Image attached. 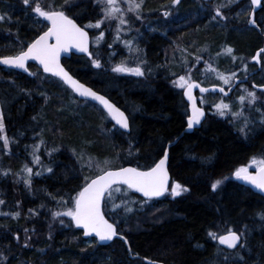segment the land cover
<instances>
[{
    "label": "trees",
    "instance_id": "trees-1",
    "mask_svg": "<svg viewBox=\"0 0 264 264\" xmlns=\"http://www.w3.org/2000/svg\"><path fill=\"white\" fill-rule=\"evenodd\" d=\"M52 2L41 0L45 7ZM54 3L58 7L64 0ZM249 9V0H239L221 9L226 19L213 20L208 11L197 17L198 8L183 2L180 14H185V27H177L174 21L173 30L164 24L155 27L157 32L139 27L136 33L137 26H131L130 33L117 39V21L113 20L98 29L104 36L96 46L97 31L85 28L91 36V55L72 54L62 63L78 80L125 111L130 120L128 132L116 128L97 105L80 100L34 63L28 64V75L0 67V111L10 140V154L0 165V200L5 201L0 213L9 214L0 215V253L7 257L0 264H149L146 259L163 264H264V220L260 218L264 197L231 178L253 157L264 158V102L259 99L252 106L242 132L245 120L237 121L226 110L219 115L217 109L212 110L215 100L211 98L203 105L198 101L205 113L200 127L179 136L188 104L172 80L183 68L174 67L179 52L167 54L172 44H178L195 53L199 50L203 61H210L220 72L244 77L254 71L241 83L254 90L253 84L264 83V54L260 71L249 57L264 44V11L260 8L256 13L259 33L247 25ZM0 14L9 18L0 21V57L16 55L47 27L40 17L41 25L37 23L35 13L22 0H0ZM67 14L82 27L101 17L95 0L71 1ZM125 41H131V46H125ZM225 47L233 53H225ZM134 53L144 75L111 71ZM93 59L101 62L100 68ZM195 80L204 83L199 76ZM238 90L230 97L219 96L232 100ZM175 138L169 147V188L178 182L188 191L147 203L142 194L129 192L136 201L133 211L124 214L121 210L115 220L130 251L120 239L99 245L85 238L71 218L53 217V212L72 206L89 173L91 157L109 160L114 168L149 167ZM33 155L40 157L39 163ZM25 166L33 169L31 185L25 183ZM5 170L8 175H3ZM215 180L222 184L213 192L210 185ZM15 212L20 213L18 218L11 215ZM106 218L113 222L110 212ZM229 230L243 232L246 247L227 250L208 235Z\"/></svg>",
    "mask_w": 264,
    "mask_h": 264
},
{
    "label": "snow or ice",
    "instance_id": "snow-or-ice-1",
    "mask_svg": "<svg viewBox=\"0 0 264 264\" xmlns=\"http://www.w3.org/2000/svg\"><path fill=\"white\" fill-rule=\"evenodd\" d=\"M95 2L100 8L102 14L101 17L94 23L90 22L84 27H81L77 24L75 19L67 14V12L71 10V0H64V3L58 7L55 6L54 0L52 3H49L47 7L42 5L41 0H22V3L27 8H30L31 12L35 13L36 17H42L48 22L47 30L43 31L42 34L37 35L35 39L27 44L26 49L22 48L15 56L0 57V64L24 69L26 71L27 61H38L39 64L43 66V71L45 73H50L55 77H59L80 97L91 98L92 100L99 102L111 119L114 120L120 128L127 130L130 129L129 117L104 95L99 94L92 88L87 87L80 81L74 79L60 63L61 53L66 52L73 47L80 52H89L88 32L85 28L100 29L102 24L106 21L111 23L115 20L117 21V39H119V33L123 31V26L127 25L128 29L131 30V22L126 17V12H132L135 14L136 19H140L144 0H126L128 5L126 10L117 6L118 0H95ZM180 3L181 0H171L172 5H179ZM235 3H237V0H226L225 3L216 6L214 8L215 15H213L212 19L216 20L217 17L226 19L221 9L231 7V5ZM250 5L252 6V11L248 12L249 23L259 27L254 18L255 8L261 7V10L264 11V5L261 4V0H250ZM164 15L168 16L169 13L166 11ZM237 15H239V13ZM6 19L9 18L0 14V21H5ZM103 36L104 32L100 31L97 39H102ZM125 43L130 47L132 42L125 41ZM223 51L229 55L233 53L231 47H225ZM261 54H264V48L260 49L252 59L259 62ZM89 55H91V53H89ZM217 55L220 54L217 53ZM232 58L233 60L236 59L235 56ZM200 59H202V57H197L198 61ZM92 63L97 68L101 67V62L97 59H93ZM205 64L209 71L216 72L217 78L222 80L224 84H230V82L236 77L235 72L230 75H225L213 69L211 64L207 61ZM244 68L246 70V64L244 65ZM112 71L116 73H132L137 76L144 75L143 70L139 66L131 68L124 62L114 66ZM173 83L181 89H185L184 95L192 101V115L189 116L187 120V127L191 129L194 125L199 124L201 118L204 116V111L196 106V101L192 94V89L199 87V85L196 82L191 81L190 77L186 78L184 75L179 76L178 80ZM256 87L264 90V85H253L254 89ZM207 91V88L200 87L201 93ZM224 91L223 88H220V92ZM245 92L246 96L241 95L238 98L240 103L244 104L245 100H247L249 106H255L259 100L256 91L245 89ZM215 107L221 116L225 115L224 110H230V105L223 101L215 105ZM242 112L243 110L239 113L232 114L233 116H240L242 115ZM262 116H264V113H262ZM247 123L248 121L245 119V126L240 129L242 132L245 131ZM4 127V115L3 112L0 111V140L3 141V147L8 149L10 140L6 134H3ZM129 154H131L130 150ZM79 158L83 160V156H80ZM33 159L37 163L40 162L39 156L33 155ZM168 159V151L165 149L162 158L149 167L121 166L114 168L106 161V166L99 170V174L94 177H83L84 183L76 196L72 198V206L66 207V210L63 212H53L52 215L54 218L61 216L71 218V221L75 223L77 228L83 229L85 237H91L94 235L95 238H98L99 242L111 241L119 235L118 221L115 220V217L120 214L121 210L124 214L133 211L132 205L135 204L136 201L130 198V191L142 194V196L146 198L143 201L144 203H147L153 198L162 197L169 191ZM252 164L256 167L254 173L250 172L247 166H243L235 170L234 176L260 190L261 193H264V158L257 159L253 157ZM91 166L92 165L89 164V167ZM24 171L28 174V179L25 180V183L31 185L33 169L25 166ZM48 171L51 172L52 169L48 168ZM3 175H8V171H3ZM36 175H40V173H36ZM221 184V180H215L210 185L211 190L215 192ZM185 191H188V189L178 182L171 187L172 196H179ZM117 200H119V203H117ZM4 203V200H0V205H3ZM29 211L32 210L30 209ZM109 212L113 217V222H109V219L106 218V215ZM0 215L9 214L0 213ZM11 215L14 218H18L20 213L15 212ZM260 218L261 220H264V213H260ZM61 223H64V221L61 220ZM27 232L28 230L25 229L26 234ZM208 235L211 239L218 240L219 244L226 245L229 249H237L238 245L240 248L246 247L247 242L244 238L243 232L238 233L237 231L229 230L226 235L217 236L215 232H209ZM15 239L19 241V235H16ZM125 242L127 241L125 240ZM25 246H27V243ZM239 258L240 260L244 259L243 256H240ZM0 259L6 260L7 257H4L3 253H0Z\"/></svg>",
    "mask_w": 264,
    "mask_h": 264
},
{
    "label": "rangeland",
    "instance_id": "rangeland-1",
    "mask_svg": "<svg viewBox=\"0 0 264 264\" xmlns=\"http://www.w3.org/2000/svg\"><path fill=\"white\" fill-rule=\"evenodd\" d=\"M71 1H75V0H71ZM237 1H239V0H237ZM183 2H185V5L186 4H192L198 8L199 15L197 17H199V18L202 17L204 15V11H208L211 18H212L213 15H215L214 8L220 4L225 3L226 0H181V3L179 5H172L171 0H156V3L155 2H149L148 0H144L142 10L140 13V16H141L140 19H136L135 14L132 12H126V17L130 20L132 27L137 26V29H134V30H136V33L138 32V30H140L139 27H141V29L144 28V29L153 31V30H156L155 29L156 26L164 25V24L169 25V28L173 30L174 21H177L179 23L177 25V27H185V20H186L185 14H180V9H181ZM249 4H250V1H249ZM117 6L123 8L125 10L128 7L126 0H118ZM166 11L169 13L168 16L164 15V13ZM221 11L223 13V10H221ZM248 12H250V9ZM100 14H101V12H100ZM34 18L36 21H39L37 23L39 25H41V21L38 17H36V15ZM40 18H42V17H40ZM247 20H248V16H247ZM150 23H152V26L150 25ZM155 23H157V25H155ZM123 27H124V29H123V31H121L119 33V35L121 34L122 36H125L126 33H128V32L130 33L132 31V30L128 29L127 25H125ZM91 29L94 31H97L95 34L94 41H93V45L96 46L98 43L101 42V39H99V40L97 39L99 37L100 31H98V29H96V28H91ZM172 30H171V32H172ZM183 32H184V29H183ZM125 46H127L126 43H125ZM174 51L179 52V55L177 58V64L174 67H177L179 69L183 68V69L180 71V73L177 76H175V78H173L172 83L174 81L178 80L179 76L184 75V76H186V78L190 77L191 81H197V80H195V78L199 76L201 81L204 82V83H201L203 86L219 84L220 86H223L224 88H228L230 85H232L233 80L230 82V84H224L222 80H219L217 78L216 72L209 71L207 69V66L205 64L206 61H203V59H200L199 61L197 60V57H201L199 54V50H197V52L195 53L194 51L186 49L184 46L181 47V46H178V44H175V45L172 44L171 47L169 48L167 54L169 53L172 55V53ZM253 55L251 57H249L250 62H251ZM189 57L192 58V60H189L188 59ZM137 59L138 58L134 53L124 63L128 67L135 68V67L139 66V63H140V61H137ZM202 61H203V65H201ZM207 62L211 64L210 61H207ZM133 63H138V65L133 64ZM240 65L241 64H239V67H240ZM112 68H111V71H112ZM212 68L218 71L216 66H214V67L212 66ZM218 72H220V71H218ZM114 73H116V72H114ZM220 73H223V72H220ZM116 74L134 75L132 73H116ZM223 74L230 75L231 73H228V74L223 73ZM240 78H242V77H240ZM173 85H176V84L173 83ZM248 86L249 85H244V84H240L239 86H237L236 88L239 90L236 91V94L234 95V98H232V100H225L224 98L220 97L218 94H215V93L199 94V95H197V99L202 105L206 104L210 98L215 100V103L212 106V110L215 112L217 111L216 110L217 108L215 107V105H217V104L221 103V101H223L224 103H227L230 105V110H226L227 112H229L228 114L233 115L232 113H239L243 110L242 115L234 116V117H236L237 121H239V119L245 120V119H248V117H250L252 106L248 105L247 100H245L244 104H241L238 98L241 95H245V93H246L245 89L246 88H244V87H248ZM182 90H184V89H182ZM254 90L260 91L263 93L262 95H260V96L257 95V96L259 97V99H261V101L264 102V92L257 89V88H255ZM200 108L203 110L202 107H200ZM3 134H5V132ZM9 150H10V147L8 149H5L3 147V141L0 140V165L2 163H4L6 155L9 156V154H10ZM257 159H260V158H257ZM7 161L11 162V160H9V159ZM106 161L111 164V161H109V160H105V161L104 160H97L95 157H91L89 164H91L92 166L89 167V164H88L87 169H89V173L87 176H92L93 174H96V175L99 174V170L106 166V164H105ZM23 162H24V164L30 163L26 160H24ZM32 162H34L33 159H32ZM246 166L249 168L250 172L252 170L256 169L255 165L252 164V160ZM91 169H92V171H91ZM231 178L236 179V177L234 176V173L231 175ZM166 196L173 197L171 195V188H169V191L166 194ZM65 210L66 209L61 210V212L65 211Z\"/></svg>",
    "mask_w": 264,
    "mask_h": 264
},
{
    "label": "water",
    "instance_id": "water-1",
    "mask_svg": "<svg viewBox=\"0 0 264 264\" xmlns=\"http://www.w3.org/2000/svg\"><path fill=\"white\" fill-rule=\"evenodd\" d=\"M250 1V0H249ZM262 2H263V0H261V4H262ZM250 11H252V6L250 5ZM260 8L261 7H256L255 8V15H254V18L256 19V13L260 10ZM46 22V24H47V27H48V22L47 21H45ZM78 24V23H77ZM79 25V24H78ZM247 25L249 26V27H251V28H254L257 32H259V33H261V29H260V26L259 27H257V26H254V25H252L251 23H249V15H248V20H247ZM257 25H258V23H257ZM81 26V25H80ZM82 27V26H81ZM47 30V28L44 30V31H46ZM87 31V30H86ZM88 32V31H87ZM40 34H42V33H40ZM52 42H54V41H52ZM88 48H89V51H90V48H91V37H90V34H89V32H88ZM262 48H264V44H263V46L262 47H260L259 49H257L256 51H255V53H254V55L253 56H255L259 51H260V49H262ZM24 49H26V47L24 48ZM89 53V52H88ZM88 53H85V52H80L78 49H76V48H71L70 50H68V51H66V52H62L61 53V55H60V63H61V65L65 68V66L63 65V63H62V60L63 59H66V58H69L72 54L73 55H88ZM11 56H15V55H11ZM4 57H7V56H4ZM251 62L252 63H254L255 65H256V67H257V71H259L260 69H261V60H260V58H259V62H257V61H255V60H253V59H251ZM29 63H34L35 65H37V67L44 73V74H46V75H50V76H52V77H54V78H56V79H58L64 86H66L76 97H78L80 100H84V101H88V102H91V103H93V104H95V105H97L106 115H107V117L109 118V120L111 121V123L116 127V128H118L119 130H121V131H123V132H128L129 131V129H122V128H120V126L119 125H117L116 124V122L114 121V120H112L111 119V117L107 114V112H106V110H104L103 109V107H102V105H100L99 104V102H97V101H94V100H92L91 98H84V97H80L77 93H75L68 85H66L59 77H55V76H53L52 74H50V73H45L44 71H43V66L42 65H40L39 64V62L38 61H35V60H29V61H27L26 62V71L24 70V69H20V68H15V67H11V66H7V65H3V64H0V67H2V68H4V69H10V70H14V71H17V72H21V73H24V74H30V71H29V69H28V64ZM65 70L66 71H68L66 68H65ZM69 72V71H68ZM69 74L70 75H72L70 72H69ZM253 75V72H250V73H248L247 75H245L243 78H239V77H235L234 79H233V82H232V85H230L228 88H224V87H222V86H220V85H216V84H214V85H209V86H203V85H201L199 82H197V81H193V82H196L198 85H199V87H196V88H193L192 89V94H193V98L195 99V101H196V106L198 107V108H200V106H199V104H198V101H197V98H196V93H199V94H208V93H215V94H221L222 96H224V97H229V96H231L232 95V93H233V91L236 89V87L239 85V84H241V83H244V82H246L247 80H248V78L250 77V76H252ZM73 76V75H72ZM73 78L74 79H76V80H78L75 76H73ZM78 81H80V80H78ZM81 82V81H80ZM81 83H83V82H81ZM85 86H87V87H90V86H88L87 84H85V83H83ZM261 85H264V83L263 84H261ZM258 86H260V85H258ZM200 87H203V88H207L208 89V91L207 92H203V93H201L200 92ZM91 88V87H90ZM220 88H223L225 91L224 92H220ZM259 90H261V91H264V90H262L261 88H259V87H257ZM93 89V88H92ZM94 90V89H93ZM95 91V90H94ZM97 92V91H96ZM184 92H185V89H184V91H183V94H184ZM99 93V92H98ZM99 94H101V93H99ZM101 95H103V94H101ZM105 96V95H104ZM107 99H109L107 96H105ZM184 98H185V100H186V102H187V104H188V116H187V118H186V121H185V126H184V128H183V130L181 131V133L179 134V136H181L183 133H189V132H192L194 129H197V128H199L200 127V125H201V123H202V121H203V119H204V116L201 118V121H200V123L199 124H196V125H194L191 129H189L188 127H187V120H188V117L189 116H191L192 115V101H190L189 99H188V97L186 96V95H184ZM110 100V99H109ZM111 101V100H110ZM112 102V101H111ZM113 104H115L114 102H112ZM116 105V104H115ZM117 106V105H116ZM118 107V106H117ZM119 108V107H118ZM121 111H123L121 108H119ZM124 113H125V111H123ZM125 115L126 116H128L126 113H125ZM130 121V120H129ZM176 140H177V138H175L172 142H170V143H168L167 144V146H166V148L165 149H167V151H168V155H169V147L171 146V145H173L175 142H176ZM163 156V155H162ZM162 156H161V158H162ZM168 161H169V159H168ZM124 167H128V166H130V165H123ZM131 167H134V166H131ZM167 168H168V164H167ZM256 171V169L255 170H252L251 172H255ZM168 174H169V172H168ZM236 180L241 184V185H243V186H245V187H248L252 192H254V193H256V194H259L260 196H262V197H264V193H261L260 192V190H258V189H256V188H254L252 185H250V184H248L247 182H245V181H243V180H239V179H237L236 178ZM169 183H170V176H169ZM157 198H161V197H157ZM110 222V221H109ZM80 229V228H79ZM81 231H82V233H83V229H80ZM227 233H225V234H222V235H226ZM83 236H84V234H83ZM85 237V236H84ZM121 237H123V238H121ZM85 238H93V239H95L97 242H98V244L99 245H108L109 243H111L114 239H120L121 241H123L124 243H125V245H126V248H127V250H129L130 251V247H129V243H128V241H127V239L123 236V235H121V234H119L117 237H115V238H113V240H111V241H105V242H99L98 241V238H95L94 237V235L93 236H91V237H85ZM125 240L127 241V242H125ZM221 245V244H220ZM222 247H224L225 249H228V250H233V249H229L226 245H221ZM239 246V245H238ZM146 261L149 263V264H163L162 262H158V261H154V260H147L146 259Z\"/></svg>",
    "mask_w": 264,
    "mask_h": 264
},
{
    "label": "flooded vegetation",
    "instance_id": "flooded-vegetation-1",
    "mask_svg": "<svg viewBox=\"0 0 264 264\" xmlns=\"http://www.w3.org/2000/svg\"><path fill=\"white\" fill-rule=\"evenodd\" d=\"M154 32H157V30H155ZM167 32H168V31L166 30V33H167ZM169 33H170V32H169ZM128 76H130V75H128ZM134 76H135V75H134ZM136 77H139V76L136 75Z\"/></svg>",
    "mask_w": 264,
    "mask_h": 264
},
{
    "label": "bare ground",
    "instance_id": "bare-ground-1",
    "mask_svg": "<svg viewBox=\"0 0 264 264\" xmlns=\"http://www.w3.org/2000/svg\"><path fill=\"white\" fill-rule=\"evenodd\" d=\"M13 104V103H12ZM170 143V142H169ZM167 146V145H166ZM166 148V147H165ZM165 150V149H164ZM49 156V155H48ZM45 177V176H44ZM52 195V194H51ZM111 222V221H110ZM219 243V242H218ZM146 261V260H145ZM147 262V261H146ZM159 262V261H158Z\"/></svg>",
    "mask_w": 264,
    "mask_h": 264
}]
</instances>
